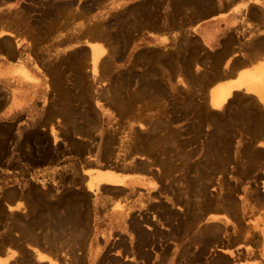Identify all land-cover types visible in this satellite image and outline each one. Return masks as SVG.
Listing matches in <instances>:
<instances>
[{
	"label": "rangeland",
	"instance_id": "rangeland-1",
	"mask_svg": "<svg viewBox=\"0 0 264 264\" xmlns=\"http://www.w3.org/2000/svg\"><path fill=\"white\" fill-rule=\"evenodd\" d=\"M212 7L0 0V33L21 34L37 74L26 116L0 122V243L16 264H264V106L208 101L192 70L206 55L184 32ZM102 171L143 188L111 191ZM110 193L122 215H101ZM31 240L57 259L33 248L34 262Z\"/></svg>",
	"mask_w": 264,
	"mask_h": 264
},
{
	"label": "crops",
	"instance_id": "crops-1",
	"mask_svg": "<svg viewBox=\"0 0 264 264\" xmlns=\"http://www.w3.org/2000/svg\"><path fill=\"white\" fill-rule=\"evenodd\" d=\"M210 1L212 9L205 16L192 20L184 29L187 35L197 39L202 54L206 55L204 60L197 57L193 61L192 70L205 72L208 101L213 95V102L219 105L231 93L241 92L264 106V0ZM17 37L21 39L18 32L0 33V40L9 42L11 46L8 49L0 47V122H13L14 126L19 125L17 122L26 116L34 102L36 84L32 78L37 77L32 64L24 56L25 46L16 40ZM162 37L161 34L156 36L158 41ZM227 39L233 42L230 40L229 43ZM225 93L229 95L224 99ZM258 147L264 149V142H260ZM49 170L50 168H44L40 172L50 174ZM100 173L99 185L110 187L111 191L117 192L118 188H124L125 195H129L131 189L143 188L141 180L129 174L106 171ZM109 196L110 199L104 203L109 205L105 213H101V208L106 205L100 202L95 208L97 214H121L115 205L120 194L110 193ZM16 199L17 195L9 204L10 211L17 210ZM33 248L39 249L40 253L50 259H57L56 253L46 245L31 240L29 253L36 260L34 262L38 260ZM13 249H18L15 242L0 243V264H16L17 254L11 253ZM128 258L131 260L130 255ZM58 261L60 264L68 263L65 257ZM39 262L49 264L47 259Z\"/></svg>",
	"mask_w": 264,
	"mask_h": 264
},
{
	"label": "bare ground",
	"instance_id": "bare-ground-1",
	"mask_svg": "<svg viewBox=\"0 0 264 264\" xmlns=\"http://www.w3.org/2000/svg\"><path fill=\"white\" fill-rule=\"evenodd\" d=\"M228 95H229V93H225V94H224V99H225V97L228 96ZM224 99L222 98L223 101H224ZM217 100H219V99H217ZM220 100H221V98H220ZM220 100H219V101H220ZM217 104H218V103H217ZM46 232H47V231H46ZM42 243H43V242H42ZM57 246H58V245H57ZM58 248H59V247H58ZM15 262H16V261H15ZM32 262H33V261H32Z\"/></svg>",
	"mask_w": 264,
	"mask_h": 264
}]
</instances>
